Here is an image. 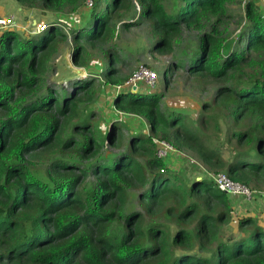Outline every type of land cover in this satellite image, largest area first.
Returning a JSON list of instances; mask_svg holds the SVG:
<instances>
[{
	"label": "trees",
	"instance_id": "1",
	"mask_svg": "<svg viewBox=\"0 0 264 264\" xmlns=\"http://www.w3.org/2000/svg\"><path fill=\"white\" fill-rule=\"evenodd\" d=\"M15 1L26 11L53 12L67 26L68 16L86 7L91 24L67 33L51 22L24 39L0 32V264H264V219L239 207L263 196L246 202L219 190L196 164L175 171L157 156L158 141H166L171 156L261 189L264 15L257 1ZM135 1L142 8L131 15ZM239 3L242 28L230 36L231 8ZM138 21L150 23L156 52L172 54L184 32L198 39L162 72L155 91H118L129 77H121L124 60L109 42L118 24L131 29ZM68 40L75 66L92 67L89 49L107 61L100 75L78 78L72 92L60 93L46 80ZM186 64L193 88H217L192 115L164 104ZM106 87L117 88V113L148 125V134L131 135L125 153L109 152L122 147L123 127L112 123L104 134L96 110Z\"/></svg>",
	"mask_w": 264,
	"mask_h": 264
},
{
	"label": "rangeland",
	"instance_id": "2",
	"mask_svg": "<svg viewBox=\"0 0 264 264\" xmlns=\"http://www.w3.org/2000/svg\"><path fill=\"white\" fill-rule=\"evenodd\" d=\"M256 1L262 12V15H264V0ZM141 8L142 7L135 1V9H132V12L130 14L134 15L135 11L139 13ZM89 10L90 9L83 7L78 13L68 16L70 18H68L69 26H67L65 25V23H61L60 16L56 15L53 12L43 13L41 10L26 11L15 0H0V18L12 15L15 16L18 25L12 30L17 32V36L20 39L28 37L32 38V33L36 31V28L39 25H44L45 23L50 24L51 22H55L61 25L64 28V31L67 33L70 32L71 27H76L77 29L87 27L91 24L90 22L89 24L87 23L90 16ZM231 13L233 17H231L229 20V35L236 36L242 28L241 22L244 18V3L232 5ZM137 17L138 16L135 17L134 21L138 20ZM34 21L37 22V25L35 27H31ZM138 22L139 25L131 29H122L121 23L118 24L115 30L116 38L113 41H111L110 39L109 42V45H111L112 48H116L115 50L119 52L120 58L124 60V63H120L118 65V68L120 69L121 77H129L128 81H130L133 78L134 74L143 66L150 68L152 71H156L160 80L162 72L172 63L179 62V60L184 57L183 50L185 48H188L189 50L198 39L197 33L184 32L180 44L178 45V47H176L175 51L172 54L156 52L152 49L153 38L151 34L150 23L148 21ZM1 31L4 30H0V32ZM72 47L73 44H71L70 40L60 46L59 53L52 59L49 64L51 67L50 71L47 74L46 88H52L60 93H70L73 90V81L78 78L85 79L95 74L100 75L106 67L107 60L100 53V51L98 49L89 48V51H91L90 59L92 61V67L80 68L75 66L72 61ZM187 67L188 64L185 65V68L180 69L178 71L179 73L174 77V81L170 85V90L167 92L164 104H169L170 106H172V108L176 109L178 112H181L184 115H192L193 111L196 112V110L192 109V107H198L202 104V102H210L217 88H211L205 92L193 88L192 86L194 84L190 79H188V75L186 74ZM98 81V83H100L101 79H98ZM145 87L146 86L143 85L140 88L142 90H145ZM162 89L164 90V88ZM116 90L117 88L106 87L96 104V110L98 112V115H100L101 122L103 123L102 129L104 134L107 131L106 126L112 123H120V126L123 127L124 136L122 139V147L119 149L110 148L109 152L113 154L126 152L127 143L132 134L141 135L149 133L147 122L143 119L122 115L116 112L113 105L114 96L117 92ZM152 91H155V89ZM227 130V125L224 123L221 124V135L224 139H226ZM234 144L235 143L233 142L229 146H233ZM170 156L166 161L168 166L173 170L180 171L186 167L188 168V170L193 168L190 165V160L185 158L184 156ZM172 161L173 163H176V166H173V164H171ZM194 164H196L195 167L201 169V171H204V173L206 174L205 168L201 164L195 161ZM207 177L209 180H211L209 176ZM261 177H263V174ZM261 184L262 183H260V185ZM257 192L259 193V195L263 196V200L260 199L257 204L252 205L251 207L254 208V211H251V213L248 212V215L253 214L264 219V184ZM234 233L237 234L236 230ZM230 235V230L227 229V236Z\"/></svg>",
	"mask_w": 264,
	"mask_h": 264
},
{
	"label": "built area",
	"instance_id": "3",
	"mask_svg": "<svg viewBox=\"0 0 264 264\" xmlns=\"http://www.w3.org/2000/svg\"><path fill=\"white\" fill-rule=\"evenodd\" d=\"M87 6L92 7L93 1L88 0ZM17 20L15 16L1 17L0 18V30H12L17 26ZM49 23H45L44 25H39L36 28V31L32 33V35L41 33L47 29ZM158 74L156 71H152L150 68L141 67L133 76V78L128 81L125 86L118 87V91L124 89V87H131L132 92L133 88L136 87V91L140 90L143 85L154 90L158 84ZM134 91V92H136ZM174 152V148L171 144L166 141H158L157 143V156L159 159L166 160L172 153ZM208 174L209 178L214 185L221 191L227 193L228 195H232L234 197H243L246 202H253L255 195L259 194L257 191H252L246 185L234 181L229 178L226 174Z\"/></svg>",
	"mask_w": 264,
	"mask_h": 264
},
{
	"label": "crops",
	"instance_id": "4",
	"mask_svg": "<svg viewBox=\"0 0 264 264\" xmlns=\"http://www.w3.org/2000/svg\"><path fill=\"white\" fill-rule=\"evenodd\" d=\"M175 155H179V154H175ZM173 159V158H172ZM189 161V160H188ZM189 162H191V163H194L193 161H189ZM171 164H173V166H176V163H173V161L171 162ZM183 169H188L187 167L186 168H183ZM192 170L194 169V167L193 168H191ZM204 170V169H203ZM202 173H204V171H202ZM200 177H199V176ZM198 175H196L195 174V177L197 176V177H199V178H201V175L200 174H198ZM193 177H194V175H193ZM239 207H240V209L242 210V211H248V212H251V211H253V208L250 206V208L248 207V206H245V208H243L241 205H239Z\"/></svg>",
	"mask_w": 264,
	"mask_h": 264
},
{
	"label": "water",
	"instance_id": "5",
	"mask_svg": "<svg viewBox=\"0 0 264 264\" xmlns=\"http://www.w3.org/2000/svg\"><path fill=\"white\" fill-rule=\"evenodd\" d=\"M37 25V22L34 21L33 24L31 25V27H35ZM133 90L135 91L136 90V87L133 88ZM133 91V92H134ZM202 178H198V180L200 181Z\"/></svg>",
	"mask_w": 264,
	"mask_h": 264
}]
</instances>
